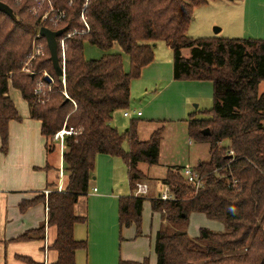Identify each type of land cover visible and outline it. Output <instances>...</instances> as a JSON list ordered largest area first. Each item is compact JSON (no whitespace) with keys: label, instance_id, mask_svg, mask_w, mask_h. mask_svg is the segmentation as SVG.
I'll return each mask as SVG.
<instances>
[{"label":"trees","instance_id":"1","mask_svg":"<svg viewBox=\"0 0 264 264\" xmlns=\"http://www.w3.org/2000/svg\"><path fill=\"white\" fill-rule=\"evenodd\" d=\"M1 1L10 5L17 17L0 11L1 150L7 153L9 149L10 122L23 119L9 94L11 85L29 103L31 118L42 121L48 152L57 149V132L64 127L75 131L66 138L63 191L52 184L48 196L21 205L24 212L36 202L47 204L48 225L57 227L53 248L59 258L52 264H77V251L88 248L86 241L75 238L76 224L86 221L76 214L75 207L80 196L89 193L100 154L126 161L133 192L139 182L148 179L140 164L160 161L163 128L143 141L138 134L139 121H133L123 134L111 124L117 110L129 108L132 81L155 60V43L160 41L174 51L176 80L214 84V107L204 113L209 119H198L196 114L188 119L191 137L210 144V160L196 166L204 187L197 191L182 174L184 167H177L164 179L174 199H151L153 210L162 217L155 242L157 264H264V93H260L264 39L189 37L195 8L207 0ZM39 5L42 9L35 14ZM47 13L50 16L43 21ZM42 26L68 28L59 37V41L66 38L67 44L66 87L56 74L44 37L40 38L46 45L45 55L31 61L34 74L23 71ZM87 42L107 51L119 44L131 58V70H126L124 57L118 53L88 60ZM189 48L192 55L186 58L183 50ZM46 72L54 82L47 80ZM41 81L43 89L38 96L35 89ZM208 128L211 134L204 135ZM126 140L129 151L124 148ZM146 199L135 195L120 199L122 228L135 224L141 235ZM193 213L224 221L226 232L202 228L200 237L194 239L176 228V224L187 223ZM46 229L44 224L19 239H43ZM121 264H150V259L122 260Z\"/></svg>","mask_w":264,"mask_h":264},{"label":"crops","instance_id":"2","mask_svg":"<svg viewBox=\"0 0 264 264\" xmlns=\"http://www.w3.org/2000/svg\"><path fill=\"white\" fill-rule=\"evenodd\" d=\"M234 16L236 15H232V17ZM237 21L238 27L243 30L242 37L255 35L260 37L255 39H264V3H258V0H245L244 13H241V17ZM155 65L154 61L143 69L145 79L149 78V75L154 78L156 75V72L154 73ZM12 91L11 86L9 94L23 119L22 121L12 120L10 122L7 153L1 150L2 141L0 137V247H2L0 249V264H31L25 260L27 258L41 264H52L59 258L58 251L53 248L57 238V227L48 225L47 204L36 202L24 212L21 210V205L25 201L34 200L44 194L47 195L46 191L53 189L52 184H57L58 187L62 186L60 180L63 179L61 178L63 153L59 146L61 167H58L56 163L58 147L55 151L48 152V139L42 133V121L31 118L29 103L24 97L21 99L22 92L19 90L21 94L16 100ZM18 103H20L22 110ZM97 158L101 170H113L117 164H120L118 159H115L117 157L111 155L100 154ZM64 176L63 188L67 180L65 173ZM98 178L94 171L89 193L80 196L75 207L76 214L86 218V221L76 224L75 238L78 241L88 243L87 249L77 251L76 263L121 264L122 260L144 261L149 258L144 250L146 238H150L151 243L155 237L156 242V235L162 223L156 228H150L153 231H150L148 227H143L141 235H138L136 225L122 228L120 224V199L131 196L134 192L130 195L125 194L128 193V190L122 193L124 190L118 188L121 185L116 176ZM150 194L153 198H158L161 195L152 193V191ZM90 197L95 198V200H90ZM151 209L152 217H155L156 213L160 214L153 210L152 202ZM44 224L47 229L43 239H19L26 232L38 229ZM146 230L152 234L149 236ZM13 244L20 245L16 249H11ZM153 258H149L150 264H157V254L156 258Z\"/></svg>","mask_w":264,"mask_h":264},{"label":"rangeland","instance_id":"3","mask_svg":"<svg viewBox=\"0 0 264 264\" xmlns=\"http://www.w3.org/2000/svg\"><path fill=\"white\" fill-rule=\"evenodd\" d=\"M16 1L20 2L21 0ZM43 1L50 2V0ZM207 1L206 4H202L195 8L194 17L188 30L189 37L193 39L260 38L255 35H246L242 37L243 30L238 27L239 24L237 20L241 17V13H244L245 0ZM258 3H264V0H258ZM41 9L42 6L39 5L35 10V14H38ZM234 9L235 12L233 13ZM236 12H238V14H236ZM232 15L236 16L232 17ZM49 16L50 14L47 13L43 21L49 18ZM218 29H221V31L216 33ZM39 34L40 30L33 43V55L23 69L25 72L33 73L31 72V61L35 58L43 57L46 53L45 42L39 37ZM41 49L44 53L41 52L40 54L38 51ZM155 51L154 61L156 65L154 73L156 72V75L154 78H151L149 75V78L145 79L143 70L141 76L132 81L130 106L127 109L117 110L113 115L111 124L118 128L123 134L131 127L133 121H139L138 134L143 141L150 140L152 134L156 130L163 128V140L159 163L155 165H149L148 163L140 164V169L147 174V183L151 185L150 191H152V193L163 194L168 191V187L164 184V179L167 178L169 170L174 169L177 171V167L192 166L197 171L196 166L198 164L202 161H209L211 158L210 144L207 142H198L191 137L188 119L192 114H196L198 119L210 118L209 115L204 113L210 111L214 107V84L210 81L175 80L173 73L175 54L172 48H170L165 41H160L157 47H155ZM108 53L122 54L126 70H131V58L124 52L119 44H115L112 50L107 51L89 42L85 43V56L88 60L101 59ZM183 55L189 58L192 55L191 49H184ZM46 73H44V75H46ZM11 86L13 88V97L17 100L21 92L13 85ZM49 89L48 87V91ZM260 93H264V82L260 84ZM21 99H24L22 94ZM19 104L20 103H18V105ZM19 107L21 109L20 105ZM126 112H130L132 116L126 117ZM138 112H142L143 115L141 118L137 116ZM63 129H65V127ZM229 142L230 141L224 142V144ZM57 147L56 163L58 167H61V161H59V144H57ZM124 148L126 151L130 150V143L128 140L125 141ZM115 159H118V163L120 164H117L116 167L114 166L115 168L113 170H101L97 158L95 173L98 175V179L102 177L109 178L111 175H113V177L116 176L119 178L118 181L121 185L118 188L124 190L122 193L128 190V193L125 194H133L128 164L122 157H117ZM62 161L61 168L66 174L64 160ZM64 180L65 176L60 180L62 186ZM151 195L152 194H149L146 197L147 201L144 205L142 229L143 227H148L149 229L152 227L156 228L162 223L160 214L156 213L155 217H152L150 198L153 197ZM90 200L94 201L95 198L93 199L90 197ZM176 228L187 231L194 239L200 237L202 228H207L218 233L226 232L227 230L224 221L209 218L202 213H193L187 223L176 224ZM147 231L148 230H146V232ZM150 231L153 230L150 229ZM147 234L150 236L152 233L148 231ZM146 239L144 249L147 253L146 256L149 258H156L155 237H153L151 243L150 238ZM19 245L20 244H13L11 249H16ZM1 248L2 247H0V249Z\"/></svg>","mask_w":264,"mask_h":264},{"label":"built area","instance_id":"4","mask_svg":"<svg viewBox=\"0 0 264 264\" xmlns=\"http://www.w3.org/2000/svg\"><path fill=\"white\" fill-rule=\"evenodd\" d=\"M39 37H41L40 34H39ZM59 48L61 49V57H60L61 65H62L63 70H64V76L61 77V79H62V82H63L64 86L66 87V85H67V80H66V55H67L66 54V52H67L66 38H63L61 41H59ZM41 52L44 53L42 51V49L38 51V53H40V54H41ZM48 75L49 74L46 73L45 76L47 77ZM49 76H51V75H49ZM52 79H53L52 82H54V78L53 77H52ZM42 89H43V82L41 81L38 84L37 88L35 89V92H36V94L38 96L41 94ZM142 115H143L142 112H138L137 113L138 117H141ZM125 116L126 117H131L132 114L130 112H126ZM74 132L75 131L73 130V128L67 129L65 127V129H63L62 131L57 132L54 135V141L57 144H59V146L61 148V151L63 153V160H64V152L67 149V147H66V138H67V136L74 134ZM231 154H234V152L231 151ZM181 172L186 177V180H187L188 184H190L193 187H195L197 191L199 189H201L202 187H204L203 177H201L200 173L198 171H196L192 166L184 167ZM63 177H64V172H63V169L61 168V178H63ZM237 182H238V180L234 181L235 184ZM58 190L59 191H63V187L59 186ZM50 192L51 191H46V194L48 195ZM149 194H150V185L147 182L143 181V182H139L137 184V187H136L133 195H135L136 197L146 198ZM158 198H161L164 201H167V200L174 199V196L168 190L166 193L161 194Z\"/></svg>","mask_w":264,"mask_h":264},{"label":"water","instance_id":"5","mask_svg":"<svg viewBox=\"0 0 264 264\" xmlns=\"http://www.w3.org/2000/svg\"><path fill=\"white\" fill-rule=\"evenodd\" d=\"M0 11L6 13L11 16L13 19H17L14 9L8 5L7 3L0 0ZM68 28H62L59 30H53L49 27L42 26L40 29V36L46 38L48 47L51 53V59L53 61L54 69L56 71L57 76L63 77L64 70L61 65L60 55H59V37L63 36L67 32ZM221 29H218L216 33H219ZM157 44L155 43V47ZM49 82H52V77H46ZM211 130L208 128L204 131V135H210Z\"/></svg>","mask_w":264,"mask_h":264}]
</instances>
